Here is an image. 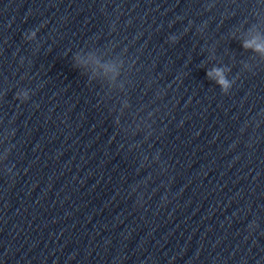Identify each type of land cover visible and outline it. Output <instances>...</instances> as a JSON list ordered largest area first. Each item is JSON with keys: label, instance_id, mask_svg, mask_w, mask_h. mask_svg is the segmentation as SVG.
I'll return each instance as SVG.
<instances>
[{"label": "clouds", "instance_id": "1", "mask_svg": "<svg viewBox=\"0 0 264 264\" xmlns=\"http://www.w3.org/2000/svg\"><path fill=\"white\" fill-rule=\"evenodd\" d=\"M249 46H251L248 42H246L245 43V47H249ZM256 50H264V45H256ZM218 83H220V84H224L225 83V81H223V80H220V81H218Z\"/></svg>", "mask_w": 264, "mask_h": 264}]
</instances>
